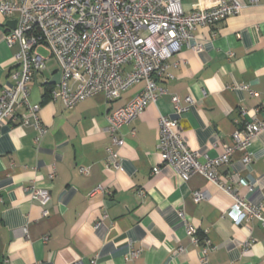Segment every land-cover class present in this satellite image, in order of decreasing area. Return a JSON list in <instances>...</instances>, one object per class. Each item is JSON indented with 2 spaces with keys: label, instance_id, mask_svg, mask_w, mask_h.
<instances>
[{
  "label": "crops",
  "instance_id": "0c3cea01",
  "mask_svg": "<svg viewBox=\"0 0 264 264\" xmlns=\"http://www.w3.org/2000/svg\"><path fill=\"white\" fill-rule=\"evenodd\" d=\"M236 1L243 6L238 15L194 30L188 45L167 61V76L157 80L163 94L121 127V147L112 143L107 117L143 83L114 101L96 95L66 110L60 100L43 97L41 86L55 64L36 76L28 98L39 105L45 133L9 122L0 126V264H264L260 223L234 226L229 195L200 175L182 181L162 165L158 151L159 117L174 115L172 96L184 109L178 123L183 141L201 156L217 157L235 132L264 122V0ZM214 3L180 0L185 13ZM8 21L0 13V91L15 84L18 47L5 42ZM195 44L201 51L192 49ZM25 114L20 108L18 120ZM248 153L251 161L244 165L243 152L234 151L218 175L257 205L264 202V130ZM97 187L104 192L96 193ZM32 188L47 191L43 205L31 199ZM196 191H206L208 199L194 203ZM187 225L196 243L186 235ZM131 249L140 251L137 258H128Z\"/></svg>",
  "mask_w": 264,
  "mask_h": 264
},
{
  "label": "built area",
  "instance_id": "2783aa9c",
  "mask_svg": "<svg viewBox=\"0 0 264 264\" xmlns=\"http://www.w3.org/2000/svg\"><path fill=\"white\" fill-rule=\"evenodd\" d=\"M246 1L249 5L259 2ZM242 7L236 0H215L207 10L185 13L180 0H0V13L16 22L15 28L5 34V42L18 47L12 64L16 67L12 75L15 84L0 91V126L9 122L31 127L39 136L45 133L38 117L39 105L29 102L28 85L47 70L52 60L56 67L45 83L57 73L60 77L57 85H50L48 96L53 101L60 100L66 110L96 95L111 102L128 88L144 84L141 92L107 117L112 143L121 147L124 143L119 138L121 127L129 125L163 94L157 80L167 76V61L184 44L188 45L192 32L236 16ZM192 49L199 52L201 46L195 44ZM186 102L191 104L189 98ZM171 103L174 115L160 116L158 121L162 165L174 169L184 182L200 175L229 195L233 199L230 219L234 226L256 220L264 230V202L247 203L225 186L218 175L236 150L243 152L244 165L250 163V141L264 130V122L247 124L241 132L234 133L233 142L225 145L220 155L210 158L186 146L178 127L184 109L176 96L171 97ZM20 108L26 114L18 120ZM201 157L203 162L199 161ZM115 167L118 168L116 164ZM79 173L86 175L87 171L80 168ZM95 192L104 190L97 187ZM30 197L43 205L48 193L32 188ZM192 198L197 204L207 200L208 194L196 191ZM186 235L193 243L197 242L193 238L194 229L188 225ZM46 241L44 238L43 242ZM207 252L205 248L204 257ZM139 254L140 251L131 249L128 258L135 259Z\"/></svg>",
  "mask_w": 264,
  "mask_h": 264
},
{
  "label": "water",
  "instance_id": "95a60500",
  "mask_svg": "<svg viewBox=\"0 0 264 264\" xmlns=\"http://www.w3.org/2000/svg\"><path fill=\"white\" fill-rule=\"evenodd\" d=\"M16 22L14 20L8 21L7 26L10 28V30H13L15 28ZM59 74H55L51 79L49 80L48 84L49 85H57L59 83Z\"/></svg>",
  "mask_w": 264,
  "mask_h": 264
},
{
  "label": "trees",
  "instance_id": "16d2710c",
  "mask_svg": "<svg viewBox=\"0 0 264 264\" xmlns=\"http://www.w3.org/2000/svg\"><path fill=\"white\" fill-rule=\"evenodd\" d=\"M42 87H43V91H44V93H43V97L44 98H49V96H48V92H49V89L51 88V86L49 85V84H47V83H44L43 85H42Z\"/></svg>",
  "mask_w": 264,
  "mask_h": 264
},
{
  "label": "rangeland",
  "instance_id": "374dc122",
  "mask_svg": "<svg viewBox=\"0 0 264 264\" xmlns=\"http://www.w3.org/2000/svg\"><path fill=\"white\" fill-rule=\"evenodd\" d=\"M53 64H54V62L51 60L48 67L53 66ZM54 66L56 67V65H54Z\"/></svg>",
  "mask_w": 264,
  "mask_h": 264
}]
</instances>
